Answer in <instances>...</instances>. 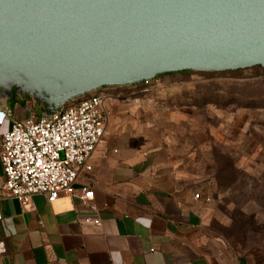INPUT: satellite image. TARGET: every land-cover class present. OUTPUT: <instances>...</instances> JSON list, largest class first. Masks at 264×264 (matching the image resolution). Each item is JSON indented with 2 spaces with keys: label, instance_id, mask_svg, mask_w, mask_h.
Masks as SVG:
<instances>
[{
  "label": "crops",
  "instance_id": "crops-1",
  "mask_svg": "<svg viewBox=\"0 0 264 264\" xmlns=\"http://www.w3.org/2000/svg\"><path fill=\"white\" fill-rule=\"evenodd\" d=\"M155 79L98 89L107 112L104 133L75 188H92L99 226L83 222L73 196L49 203L37 194L20 205L3 190L0 166V264H264V252L240 254L209 237L206 191L195 189L168 146L142 125L145 102L136 95ZM0 111L9 112L0 144L13 121L45 114L15 88H0Z\"/></svg>",
  "mask_w": 264,
  "mask_h": 264
},
{
  "label": "water",
  "instance_id": "water-1",
  "mask_svg": "<svg viewBox=\"0 0 264 264\" xmlns=\"http://www.w3.org/2000/svg\"><path fill=\"white\" fill-rule=\"evenodd\" d=\"M264 68V0H0V88L50 114L104 86Z\"/></svg>",
  "mask_w": 264,
  "mask_h": 264
},
{
  "label": "rangeland",
  "instance_id": "rangeland-1",
  "mask_svg": "<svg viewBox=\"0 0 264 264\" xmlns=\"http://www.w3.org/2000/svg\"><path fill=\"white\" fill-rule=\"evenodd\" d=\"M148 84L136 95L145 102L142 125L206 191L209 237L240 254L264 252V68L184 72Z\"/></svg>",
  "mask_w": 264,
  "mask_h": 264
},
{
  "label": "built area",
  "instance_id": "built-area-1",
  "mask_svg": "<svg viewBox=\"0 0 264 264\" xmlns=\"http://www.w3.org/2000/svg\"><path fill=\"white\" fill-rule=\"evenodd\" d=\"M145 81L144 83H147ZM9 112L0 111V126ZM107 112L104 95L93 90L62 104L50 114L27 116L10 124L1 135L0 166L6 195L26 206L32 196L52 203L61 195L73 196L83 207V222L100 225L89 185L75 184L101 141ZM194 198L200 199L199 193ZM204 200L209 201L205 196ZM0 244V252L3 251Z\"/></svg>",
  "mask_w": 264,
  "mask_h": 264
},
{
  "label": "trees",
  "instance_id": "trees-1",
  "mask_svg": "<svg viewBox=\"0 0 264 264\" xmlns=\"http://www.w3.org/2000/svg\"><path fill=\"white\" fill-rule=\"evenodd\" d=\"M251 68H260V69H263L262 67H260V66H254V67H251ZM240 70V69H239ZM239 70H232V71H230V72H234V71H239ZM184 72H192V71H180V72H172V73H166V74H160V75H158V76H156L155 78H158V77H160V76H163V75H170V74H180V73H184ZM200 72V71H199ZM202 72V71H201ZM143 84H144V82H142ZM242 92H246V89L244 90V88H239L238 87V92H237V94H242ZM231 93V92H230ZM243 93V94H244ZM205 97V96H204Z\"/></svg>",
  "mask_w": 264,
  "mask_h": 264
}]
</instances>
